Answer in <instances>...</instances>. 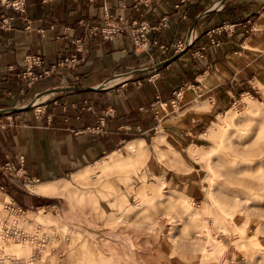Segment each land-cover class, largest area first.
<instances>
[{
	"label": "crops",
	"instance_id": "0c3cea01",
	"mask_svg": "<svg viewBox=\"0 0 264 264\" xmlns=\"http://www.w3.org/2000/svg\"><path fill=\"white\" fill-rule=\"evenodd\" d=\"M175 2L25 0L24 11L0 2V19L15 17L8 29L0 27V114L19 113L27 120L26 126L17 124L3 132L0 158L24 153L30 176L48 187H64L81 172L84 178L75 186L111 166L128 170L124 176L142 175L137 162L145 160L144 153L130 161L126 150L131 143L146 147V135L160 123V104L182 93L190 123L203 117L202 110L192 106L203 95L221 108L223 97L232 96L242 77L264 66V0H187L178 8ZM106 14L114 21L123 16L126 24L146 19L154 26L148 33L150 47L135 44L130 32L109 39L91 33L88 27L104 22ZM223 24H235L234 31L216 33L220 43L212 44L208 31ZM190 30L194 40L176 52L174 42L186 39ZM77 39L81 51L74 67L58 66L33 84L21 77L28 54L42 58L43 65L36 67L42 70L75 53ZM105 82L112 87L101 88ZM34 96L47 100L41 112L30 109ZM105 110L109 113L103 131H89ZM148 153L146 160L152 165L153 153ZM68 175L72 177L67 183L55 182ZM6 177L0 167V185ZM74 186L64 194H25L15 184L6 189L24 203H30L34 194L57 195L73 203ZM130 206L122 196L118 207Z\"/></svg>",
	"mask_w": 264,
	"mask_h": 264
},
{
	"label": "rangeland",
	"instance_id": "374dc122",
	"mask_svg": "<svg viewBox=\"0 0 264 264\" xmlns=\"http://www.w3.org/2000/svg\"><path fill=\"white\" fill-rule=\"evenodd\" d=\"M245 77L232 96L223 97L221 108L205 95L195 100L192 106L203 117L191 123L182 93L160 104L159 126L146 135L145 160L137 162L142 175L124 176L128 170L108 167L74 186L73 203L36 194L24 203L11 190L0 189V223L8 230L2 237L11 242L26 238L31 244L15 243L7 250L2 246L0 260L28 264L25 258L33 254L30 264H264V66ZM45 103L43 99L39 105ZM248 105L257 113L247 112ZM26 123L24 115L1 113L0 137ZM159 132L165 135L161 152L152 150ZM147 148L153 153L152 165L146 160ZM249 150L256 152L250 158L243 153ZM225 174L236 179L235 185ZM72 175L55 182L65 184ZM38 182L43 181L15 185L29 194L36 193L31 187ZM122 196L130 208L118 207Z\"/></svg>",
	"mask_w": 264,
	"mask_h": 264
},
{
	"label": "built area",
	"instance_id": "2783aa9c",
	"mask_svg": "<svg viewBox=\"0 0 264 264\" xmlns=\"http://www.w3.org/2000/svg\"><path fill=\"white\" fill-rule=\"evenodd\" d=\"M187 0H176L175 7H180L182 4L186 3ZM0 2L4 5L11 6L14 10L18 11H24L25 8V0H0ZM144 4L148 3V0H141ZM14 16L9 15L2 17L0 19V27L8 29L10 26L13 25L14 22ZM124 18L123 16H119L118 20H112L111 15L106 14L105 21L98 25H91L89 26V30L91 33L100 34L102 38L109 39L114 37L118 33L123 32H130L133 36V42L143 49H148L150 47V39L148 37V33L151 30L152 25H150L146 19L137 20L134 19L130 24H126L123 22ZM29 25L26 26V28ZM235 24H223L222 26L213 28L208 31L209 35V42L212 44H219V39L216 37V33H220L223 29L229 31L230 33L234 31ZM194 40V35L192 33V30H190L189 35L186 39L183 40H177L174 42V50L176 52H181L187 48L188 45L191 44V42ZM76 52L70 55L69 57L63 58V60H60L56 63L51 64L50 66H46V68L42 70H36V67L42 66V58L39 55L34 54H28L25 57V70L21 73V77L25 78L28 84H33L34 81L38 80L39 78L46 76V74L51 73L54 69H56L58 66H69L74 67L75 62L77 60V53L81 51V40H76ZM163 49H165V46H161ZM205 49V47H201V50H199V54L202 56V50ZM125 80L124 82H126ZM112 85L105 82L100 85L101 88H108ZM179 92H176V96L178 97ZM40 98V96H37L35 99H32V101L29 103L30 106L36 105V112H41L42 105H39L43 100L36 102V99ZM24 106H27L25 104ZM109 112L107 110L102 111L99 121L96 125L88 127L89 131L101 133L103 131L105 122H106V114ZM10 118V116H9ZM0 167L4 170V172L7 173L6 177V183L3 185H0V189L7 190V185H13L15 183H22L25 186L28 185V183L38 181V178H35L33 176H30L29 171L26 167V158L24 153H18L15 155H9L6 154L4 158H0ZM21 208V207H20ZM13 218V217H12ZM1 222H3V218L0 219ZM12 220V219H11ZM8 230L4 228L3 225L0 223V233L2 235L6 234Z\"/></svg>",
	"mask_w": 264,
	"mask_h": 264
},
{
	"label": "bare ground",
	"instance_id": "6f19581e",
	"mask_svg": "<svg viewBox=\"0 0 264 264\" xmlns=\"http://www.w3.org/2000/svg\"><path fill=\"white\" fill-rule=\"evenodd\" d=\"M111 83V82H110ZM45 97H41V98H38V99H36V102H38V101H41V100H43ZM254 100V99H253ZM247 112H249L250 114H255V113H257V112H255V110L253 109V107L251 106V105H248L247 106ZM164 134H163V132H159V133H157V134H155V136H154V140H153V144H152V150L154 151V150H157L158 152L160 151L161 152V150H160V144H162L163 143V139H164ZM262 146V145H261ZM260 147V146H259ZM258 147V151H259V153L261 152V154H262V151H261V147L259 148ZM262 150H264V144H263V146H262ZM257 149V148H256ZM255 149V150H256ZM255 150H252L253 152H250V150H249V152H247V151H244L243 153H247L246 155L250 158V155L252 154H254V153H256V152H254ZM127 155H128V158H129V160L131 161L132 160V158H136V160H137V157H139V155H141V154H143L144 153V150H142V147H141V145L140 144H129L128 145V148H127ZM151 151V150H150ZM257 151V150H256ZM257 151V152H258ZM152 152V151H151ZM242 153V154H243ZM260 154V155H261ZM244 155V154H243ZM245 155V156H246ZM251 155V156H252ZM254 156V155H253ZM261 156H264V154L263 155H261ZM252 158V157H251ZM254 158V157H253ZM258 158V157H257ZM257 158H255V160L257 159ZM263 158V157H262ZM114 159V161H117L116 160V158H113ZM258 160H260V158L258 159ZM257 160V161H258ZM263 160V159H262ZM250 161V160H249ZM252 161V160H251ZM256 161V162H257ZM236 162V161H235ZM255 162V161H254ZM254 162H253V166H256V165H254ZM259 162V161H258ZM257 162V163H258ZM260 162H261V160H260ZM256 163V164H257ZM104 164V166H106V165H108V161L107 160H105V162L103 163ZM259 164V163H258ZM263 164V163H262ZM242 165V164H241ZM244 165V164H243ZM242 165V166H243ZM237 166V165H236ZM238 166H240V165H238ZM252 166V167H253ZM229 167V166H228ZM243 167H245V166H243ZM232 168V167H231ZM250 168V167H249ZM249 168H248V170H249ZM233 169V168H232ZM239 169H243V170H246V169H244V168H239ZM228 169L226 168L225 169V171H224V173L226 172V174H228V175H230L229 173H231V171H230V169H229V171H227ZM242 170V171H243ZM236 171V170H235ZM228 172V173H227ZM237 172V171H236ZM224 175L225 176V180H227L226 179V177L228 176V175ZM233 174L235 175V173L233 172L232 173V175H231V177L233 176ZM259 174H261V173H259ZM258 174V175H259ZM238 175V174H237ZM236 176V175H235ZM262 176V175H261ZM261 176H260V178H261ZM230 177V178H231ZM253 177V176H252ZM81 178H84L83 177V175H82V173L81 172H78V173H76L75 175H74V177H73V179L69 182V183H67L64 187H57V186H46L44 183H41V182H38V183H36V184H32V189L34 190V191H36V192H39V193H44V194H49V192H58V193H65L67 190H69V189H71L73 186H74V184H75V182H77V181H79V180H81ZM227 178H229V177H227ZM228 179V181L230 182V183H232V182H234L233 184L235 185V183H236V179H235V181H234V179ZM237 178V177H236ZM245 178V177H244ZM237 179H239V178H237ZM240 179H243V178H241L240 177ZM239 179V180H240ZM246 179V178H245ZM232 180V181H231ZM239 180H237L238 182H239ZM262 180V179H261ZM260 180V181H261ZM264 180V179H263ZM254 181V180H253ZM256 181H257V183L256 184H260L259 183V181L256 179ZM243 182L245 183V180H243ZM250 182H252L251 180H250ZM250 182H249V184H250ZM264 182V181H263ZM242 183V182H241ZM237 184H239V183H237ZM246 184V183H245ZM254 184H255V182H254ZM250 185H252V184H250ZM253 186V185H252ZM260 188H261V184H260ZM263 188H264V185H263ZM153 189V188H152ZM152 189H150V190H152ZM142 191V190H141ZM156 191V190H155ZM151 193H152V191H150ZM149 192V193H150ZM142 193V192H141ZM151 193H150V195L149 196H151ZM154 194V193H153ZM158 194H159V196L161 195V197H162V194H160L159 193V191H158ZM157 194V195H158ZM234 194H237V193H235L234 192ZM233 194V195H234ZM237 195H240L239 193L237 194ZM237 195H235V198H236V196ZM158 197V196H157ZM160 197V198H161ZM232 198H233V196H232ZM241 198V197H240ZM159 199V198H158ZM237 199H239V198H237ZM244 199H245V197H244ZM231 200H233L232 201V203L234 202V199H231ZM240 201L239 202H242L241 201V199H239ZM230 201V200H229ZM236 201H238V200H235V202ZM244 201V200H243ZM163 202H164V200H163ZM131 207V206H130ZM129 207V208H130ZM208 208L207 207H205V210H207ZM1 214H2V212H0ZM190 213V212H189ZM194 213V212H193ZM191 215V214H190ZM0 219H2V217H0ZM0 222H1V220H0ZM256 237V236H255ZM6 240V241H10V242H4V241H2V240ZM12 240L11 239H8V238H4V237H2V234L0 233V248L3 246L4 247V250H7V249H9V247L12 245V244H15V243H23V244H27L28 246H30L31 247V244H30V242L28 241V239H23V240H20V242H11ZM3 249L2 250H0V259L1 258H3L4 256L2 255V253L3 252H5ZM2 251V252H1ZM23 253H25L26 251L25 250H21ZM16 252V251H15ZM11 254V253H10ZM13 256H15V255H13ZM8 258V257H7ZM7 258H5L6 260H8ZM26 260H27V262H28V264H30L31 262H32V260H33V254L32 255H28L26 258H25ZM11 261V260H10ZM7 262V263H6ZM14 262V261H13ZM9 263V261H5L4 260V262H2V260H0V264H8ZM11 263V262H10Z\"/></svg>",
	"mask_w": 264,
	"mask_h": 264
},
{
	"label": "water",
	"instance_id": "95a60500",
	"mask_svg": "<svg viewBox=\"0 0 264 264\" xmlns=\"http://www.w3.org/2000/svg\"><path fill=\"white\" fill-rule=\"evenodd\" d=\"M29 106H30V104H29ZM29 106H27V107H29Z\"/></svg>",
	"mask_w": 264,
	"mask_h": 264
}]
</instances>
